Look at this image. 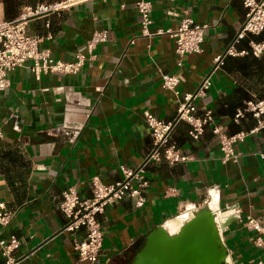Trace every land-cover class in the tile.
<instances>
[{"label": "crops", "instance_id": "obj_1", "mask_svg": "<svg viewBox=\"0 0 264 264\" xmlns=\"http://www.w3.org/2000/svg\"><path fill=\"white\" fill-rule=\"evenodd\" d=\"M61 1L0 0V18L14 21L27 8ZM136 2H79L51 17L49 26L47 19L28 24L29 35L41 37V48L55 60L72 63L78 54L87 59L77 73H48L39 79L27 62L9 75L10 86L0 100V201L15 212L3 236L22 242L18 264H86L73 249L85 234L64 231L62 194L75 188L87 197L94 178L111 185L123 180L122 168L137 170L152 149L145 112L172 120L179 98L196 92L209 77L210 90L196 101L198 116L211 111L230 135L257 124L251 114L238 123L235 116L261 87L226 69V61L216 67L241 30L243 0H152L148 35ZM185 17L209 29L201 54L179 58L174 40L158 32L177 30ZM100 31L107 32L108 42L89 55L88 42ZM247 40L225 60L244 58ZM258 59L264 62V54ZM164 74L183 76L179 96L163 88ZM189 130L180 122L173 137L191 158L188 163L148 166L151 187L144 208L126 196L101 217L103 263L129 264L153 230L163 227L177 234L195 212L208 208L217 217L229 264H264V248L254 245V234L245 228L250 215L264 223V129L235 145L241 154L238 164L222 162L219 137L210 129L198 142L190 139ZM168 186L178 194L165 197ZM0 264H6L1 253Z\"/></svg>", "mask_w": 264, "mask_h": 264}, {"label": "built area", "instance_id": "obj_2", "mask_svg": "<svg viewBox=\"0 0 264 264\" xmlns=\"http://www.w3.org/2000/svg\"><path fill=\"white\" fill-rule=\"evenodd\" d=\"M85 1L89 0L41 3L35 7L27 8L17 20L6 21L0 18V100L10 86L9 75L27 62L32 63L30 69L38 79L42 74H74L82 69L87 56L78 54L76 61L72 63L57 61L49 51L41 48L43 39L39 36L29 35L27 27L29 22L39 19H47L49 26L51 17L58 16L73 5ZM243 6L246 9V16L241 30L226 55L217 58L216 67L224 66L227 55H237L235 46L247 39L255 57L260 58L264 54V41L256 42L249 39L264 34V0H243ZM136 10L140 17L143 33L148 35L149 26L152 24V0H137ZM208 29V25L197 24L193 19L185 17L181 20L177 30L160 31L158 35L168 34L175 42V54L179 58H183L188 54L203 52ZM106 42H108L107 32H95L87 45L88 54H92L99 45ZM241 54L245 55L247 51H243ZM182 81V75L164 74L162 76L163 88L173 91L177 96L180 94L178 87ZM211 85L208 77L204 79L196 92L184 94L179 98L177 115L172 120H162L150 112H145L144 116L152 138V149L137 170L122 168L123 180L111 185H104L98 178H94L91 194L87 197L81 196L75 188H68L63 192L60 211L67 218L64 231L72 233L82 231L85 234L84 240L73 243V249L80 263L106 264L101 260L105 235L101 217L105 215L109 207L126 196L136 200L138 209L144 208L147 191L151 187V182L146 177L150 164L166 162L170 166H174L190 161L191 158L184 154L173 141L176 127L180 122H185L190 126L188 135L195 142L200 141L205 132L210 129L213 134L219 137L222 162L224 164L239 163L241 154L236 152L235 145L244 142L248 135L264 129V100L246 102L235 116V121L238 123L246 114H251L257 121L255 128L249 132L230 135L223 126L215 122L211 111L201 116L197 115L196 101L208 93ZM177 194V189L168 186L165 197ZM14 217L15 212L9 210L6 204L0 201V253L6 259V264L19 263L16 254L22 242L16 236L8 238L3 236ZM245 228L254 234V245L259 249L264 248V223H260L250 215L246 217Z\"/></svg>", "mask_w": 264, "mask_h": 264}, {"label": "water", "instance_id": "obj_3", "mask_svg": "<svg viewBox=\"0 0 264 264\" xmlns=\"http://www.w3.org/2000/svg\"><path fill=\"white\" fill-rule=\"evenodd\" d=\"M229 255L215 213L204 208L177 234L153 230L129 264H228Z\"/></svg>", "mask_w": 264, "mask_h": 264}, {"label": "trees", "instance_id": "obj_4", "mask_svg": "<svg viewBox=\"0 0 264 264\" xmlns=\"http://www.w3.org/2000/svg\"><path fill=\"white\" fill-rule=\"evenodd\" d=\"M256 42L264 41V34L260 37H251ZM246 41V40H245ZM247 55L244 58H227L225 61V68L235 71L244 78H250L255 81L259 89H256L258 97L254 100H263L264 99V83H260L263 80V69L264 62L259 60L252 54V50L249 46L248 40L246 43ZM253 88H249L247 91L252 92ZM251 99V98H250ZM253 99V98H252ZM11 183V181H10Z\"/></svg>", "mask_w": 264, "mask_h": 264}, {"label": "bare ground", "instance_id": "obj_5", "mask_svg": "<svg viewBox=\"0 0 264 264\" xmlns=\"http://www.w3.org/2000/svg\"><path fill=\"white\" fill-rule=\"evenodd\" d=\"M173 227V226H172ZM228 264H229V260H228Z\"/></svg>", "mask_w": 264, "mask_h": 264}]
</instances>
